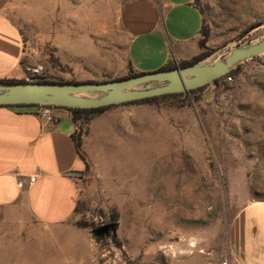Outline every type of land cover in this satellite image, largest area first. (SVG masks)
Wrapping results in <instances>:
<instances>
[{"label": "rangeland", "instance_id": "374dc122", "mask_svg": "<svg viewBox=\"0 0 264 264\" xmlns=\"http://www.w3.org/2000/svg\"><path fill=\"white\" fill-rule=\"evenodd\" d=\"M127 1L11 0L8 14L30 66L44 69L25 81L126 76L130 36L121 13ZM198 5L205 56L264 22V0ZM262 36L264 25L244 41ZM237 67L230 81L181 98L120 104L79 120L91 160L78 178L79 201L68 224L90 225L83 228L89 255L62 263L46 247L49 232L27 224L22 232L0 231V264H235L227 250L231 221L247 201L264 200V54ZM114 212L115 231L96 237L93 230L110 223ZM54 231L62 235L61 228Z\"/></svg>", "mask_w": 264, "mask_h": 264}, {"label": "crops", "instance_id": "0c3cea01", "mask_svg": "<svg viewBox=\"0 0 264 264\" xmlns=\"http://www.w3.org/2000/svg\"><path fill=\"white\" fill-rule=\"evenodd\" d=\"M10 1L0 0V79L27 80L30 58L8 14ZM121 22L130 36L127 59L134 72L178 66L200 52L202 14L195 0H128ZM39 111L0 106V231L17 233L27 224L37 225L49 232L45 240L50 253L54 250L62 263H70L71 257L89 255L85 229L68 224L79 201V177L67 172L85 167L73 139L78 121L66 108L57 109L56 121L46 120ZM95 124L93 119L91 133ZM80 149L90 162L85 139ZM29 177H35L34 182ZM56 228L62 235L54 233ZM227 250L240 264H264V200L247 201L237 210L228 229Z\"/></svg>", "mask_w": 264, "mask_h": 264}, {"label": "water", "instance_id": "95a60500", "mask_svg": "<svg viewBox=\"0 0 264 264\" xmlns=\"http://www.w3.org/2000/svg\"><path fill=\"white\" fill-rule=\"evenodd\" d=\"M263 25L264 22L251 25L230 45L183 67L176 66L103 82L0 83V106L40 105L89 109L198 89L225 76L244 61L264 54V36L244 41L253 30ZM67 174L80 177L81 171H70ZM115 229L116 225L110 222L97 227L93 233L101 237Z\"/></svg>", "mask_w": 264, "mask_h": 264}, {"label": "trees", "instance_id": "16d2710c", "mask_svg": "<svg viewBox=\"0 0 264 264\" xmlns=\"http://www.w3.org/2000/svg\"><path fill=\"white\" fill-rule=\"evenodd\" d=\"M195 4L197 5V7L199 8L201 14H202V10L200 8V6L198 5V0H195ZM200 33H203L204 35H207V29L204 25V20L202 17V24H201V28H200ZM205 39L199 40L198 45L199 48L202 49H206L205 48ZM208 53V49L201 51L199 54H197L195 57H193L191 60L189 61H183L181 62L178 66L179 67H183L186 66L188 64L194 63L198 60H200L201 58H203L206 54ZM176 67L175 65H166L164 66L162 69L166 70V69H172ZM240 67H237L233 70H231L228 74H226L223 77H220L216 80H214L211 84H216L219 82V80L226 78V77H234L238 74ZM140 73L134 72L131 68V66H129V73L125 76V77H131V76H136ZM124 78V77H123ZM119 79V78H118ZM103 81H108V80H103ZM101 81V82H103ZM14 82H26L25 80H13V79H0V83H14ZM34 82H53V81H47V80H35ZM58 83H66V82H58ZM70 83H76V81L74 82H70ZM203 87L198 88V89H194V90H189L186 92H181V93H172V94H164V95H159V96H154V97H149V98H143V99H139V100H135V101H131V102H126V103H120L121 105H125V104H133V103H142V102H149V101H154L157 100L159 98H181L183 95H185L186 93H195L197 91H200ZM119 104V105H120ZM5 107H10V108H23V107H41L40 105H3ZM113 105H109V106H104V107H98V108H89V109H84V108H69V107H60V108H66L69 110V112L72 115V118L74 121H79V120H83V122H88L89 119L96 113H99L109 107H111ZM81 138H82V132L79 130V128L77 127L75 133L73 134V139L75 141V146L77 149V153L79 155V157L82 159V161L84 162L85 168L89 169L90 168V163L85 155V153L83 151H81L80 146H81ZM117 213L114 212L111 215V222L114 223L116 225V220H117ZM76 226L80 227V228H91L89 227L90 225L87 224L84 221H77L75 223ZM91 226H93V224H91Z\"/></svg>", "mask_w": 264, "mask_h": 264}, {"label": "built area", "instance_id": "2783aa9c", "mask_svg": "<svg viewBox=\"0 0 264 264\" xmlns=\"http://www.w3.org/2000/svg\"><path fill=\"white\" fill-rule=\"evenodd\" d=\"M28 72V78L27 80H33L34 78H37L38 76L42 75L44 72L42 65H35L32 67L27 68ZM227 80L230 81L231 77H227ZM40 108V114L48 121H56L58 119L57 115V109L60 107L58 106H41ZM29 180L31 182H34L35 177H29ZM235 264H240L239 262H236Z\"/></svg>", "mask_w": 264, "mask_h": 264}]
</instances>
